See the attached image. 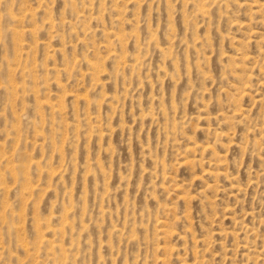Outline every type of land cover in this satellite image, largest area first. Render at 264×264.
I'll return each instance as SVG.
<instances>
[{"label": "rangeland", "instance_id": "rangeland-1", "mask_svg": "<svg viewBox=\"0 0 264 264\" xmlns=\"http://www.w3.org/2000/svg\"><path fill=\"white\" fill-rule=\"evenodd\" d=\"M0 264H264V0H0Z\"/></svg>", "mask_w": 264, "mask_h": 264}]
</instances>
